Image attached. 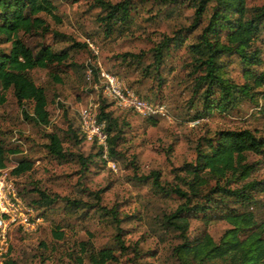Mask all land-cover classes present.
Segmentation results:
<instances>
[{"label": "rangeland", "instance_id": "374dc122", "mask_svg": "<svg viewBox=\"0 0 264 264\" xmlns=\"http://www.w3.org/2000/svg\"><path fill=\"white\" fill-rule=\"evenodd\" d=\"M177 1L174 4L163 0H134L131 23L113 27L106 36L104 27L96 20L99 8L92 5V0H50L54 17L39 14L47 25V32L42 36L34 33L22 36L34 51L41 43L56 49L72 42L84 45L70 49L62 65L29 71L34 83L45 90L47 126L25 119L9 91L0 108V141L6 149L16 150L6 154L5 167L9 171L22 159L30 163L27 171L11 175L16 188L26 199L35 197L27 192L35 185L50 197L56 196L55 201L37 208L42 212V220L34 232L12 233L10 257L16 264H88L86 259L78 263L73 258L80 255V242H87L95 250L114 249L116 260L111 264H179L170 253L178 242L177 235L164 231L160 218L173 211L180 200L156 195L150 179L139 180V177L156 171L159 181L171 182L172 168L191 161L196 142L216 130L247 128L264 138V94L253 101L243 100L227 112L191 118L194 107L187 103L191 82L186 76L189 59L184 47L174 49L165 64L157 69L162 81L151 70L143 74L142 68L151 60L152 46L163 35H170L190 22L192 10L188 3ZM246 3L250 10L264 4V0H246ZM257 45L261 58L257 69L263 70L264 35ZM7 47V44L0 45L3 50ZM124 52L144 55L139 64H129L128 57L121 56ZM228 64V75L241 83V68L236 58H231ZM90 66L98 72L115 75L139 96L162 104L166 110V116L149 120L110 104L108 109L121 126V132L116 145L117 157L104 162L93 156L96 149L89 142H77L70 134L73 131L78 139V111L88 98L96 102L100 98L101 92L89 87ZM49 133L60 138L64 157L54 158L46 152L44 145ZM78 155L91 161L82 168ZM246 159L256 163L250 178L264 177V164L257 163L260 156L248 153ZM95 192L98 199L94 198ZM67 198L84 202L86 206L82 211L70 213L64 205ZM255 198L257 203L250 205L249 210L260 218L264 197L255 195ZM109 209L116 213V222L104 213ZM228 226L224 220L204 224L199 216L189 217L186 234L192 238L206 232L216 241ZM55 227L62 233L61 238L54 236ZM116 232L122 248L115 240Z\"/></svg>", "mask_w": 264, "mask_h": 264}, {"label": "trees", "instance_id": "16d2710c", "mask_svg": "<svg viewBox=\"0 0 264 264\" xmlns=\"http://www.w3.org/2000/svg\"><path fill=\"white\" fill-rule=\"evenodd\" d=\"M92 1V5L99 8L96 20L104 27V35H109L113 27L131 23L134 0L114 3ZM184 1L192 10L189 24L172 31L170 35H163L152 46L151 60L142 68L143 74L151 70L157 75V80L162 81L157 69L165 64L174 49L184 47L189 59L186 76L191 82V96L187 103L194 107L192 119L213 112H227L235 109L243 100L253 101L261 97L264 94V69H257L261 65L257 41L264 35V4L249 10L246 0ZM163 2L175 4L178 1ZM53 10L50 0H0V45H8L7 50L0 48V108L6 102V92L9 91L24 118L41 126L49 124L47 98L43 86L34 83L29 71L62 65L69 57L70 49L84 45L72 42L56 49L50 44L41 43L34 51L24 43V35L34 33L42 36L47 32V25L39 14L54 17ZM143 55V52L121 54L122 58L128 57L129 64L133 62L136 65ZM233 57L241 68V83H236L228 75V63ZM89 70L91 82L95 81L98 71L91 66ZM99 96L96 120L103 123L106 133L107 158H115L118 155L116 145L121 126L108 109L112 101L102 94ZM145 118L152 120L157 117ZM77 133L78 139L70 131L74 140L85 142L78 126ZM46 137V152L54 158L64 157L60 138L54 133ZM89 144L96 149L93 156L106 161L101 148L93 142ZM15 151L6 149L0 141V167H5L6 154ZM248 153L259 155L260 161L257 163L264 164V138L247 128L220 129L202 136L196 142L193 159L172 168L171 182L159 181L156 171L139 177V180L150 179V187L156 195L174 196L180 200L173 211L162 214L160 218L162 229L177 235L178 242L171 247L170 253L179 264H264V203L261 204L260 218L249 210L250 205L257 203L255 195L264 197V177L250 178L256 163L247 161ZM77 161L84 168L91 160L78 155ZM29 168L28 160H19L8 171L9 177L13 179L11 175L18 176ZM17 192L41 218L42 212H38L37 208L55 201L56 197L43 193L36 185L27 190L35 196L30 199H26L20 190L17 189ZM94 198L98 199L97 192ZM64 205L71 213L82 211L86 203L67 198ZM104 213L110 220L117 221L116 213L111 209ZM196 216L204 224L224 220L229 226L216 241L206 232L190 238L186 234L188 218ZM14 233L20 232L16 230ZM53 234L56 238L62 237L58 227H55ZM114 237L118 247L122 248L118 232ZM10 247L9 243L1 264H16L10 257ZM113 251L109 247L95 250L87 242H80V255H73V258L78 263L86 259L88 264H111L116 260Z\"/></svg>", "mask_w": 264, "mask_h": 264}, {"label": "built area", "instance_id": "2783aa9c", "mask_svg": "<svg viewBox=\"0 0 264 264\" xmlns=\"http://www.w3.org/2000/svg\"><path fill=\"white\" fill-rule=\"evenodd\" d=\"M89 72V70H88ZM94 91L109 98L121 110H130L141 117H163L166 110L160 103L140 98L115 75L100 71L96 80L90 81ZM97 102L91 98L78 111V128L85 142H93L101 148L102 157L107 160L106 133L103 123L96 120ZM111 164V162H108ZM42 218L18 194L13 179L6 167H0V264L8 251L11 235L18 230L21 234L34 232Z\"/></svg>", "mask_w": 264, "mask_h": 264}]
</instances>
